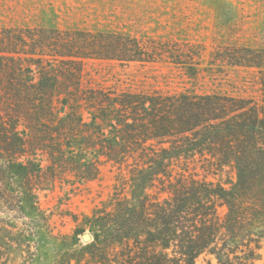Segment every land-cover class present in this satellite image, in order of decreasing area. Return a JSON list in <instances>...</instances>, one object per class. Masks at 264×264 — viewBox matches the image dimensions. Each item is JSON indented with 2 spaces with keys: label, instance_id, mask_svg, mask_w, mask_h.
Instances as JSON below:
<instances>
[{
  "label": "trees",
  "instance_id": "obj_1",
  "mask_svg": "<svg viewBox=\"0 0 264 264\" xmlns=\"http://www.w3.org/2000/svg\"><path fill=\"white\" fill-rule=\"evenodd\" d=\"M194 57L199 54L188 45L169 40L52 28L0 29V159L34 158L40 150L59 170L71 163L70 171L81 180L95 178L97 164L105 161L124 166L134 186L144 181L142 192L134 191L114 211L98 217L107 237L94 240L93 264H195L204 252L218 264H253L260 257L263 105L215 93L84 85L89 59L119 64L163 59L182 66L192 64ZM216 59L264 71V52L254 49L228 48ZM82 151L94 160H85ZM196 155L219 167L232 166L236 182L229 189H215L182 176L170 181L171 168ZM163 178L167 198L144 192ZM218 203L227 207L223 216ZM256 221L262 230L253 238L245 228ZM243 235L247 252L239 255L238 243H230L239 236L244 240Z\"/></svg>",
  "mask_w": 264,
  "mask_h": 264
},
{
  "label": "rangeland",
  "instance_id": "obj_2",
  "mask_svg": "<svg viewBox=\"0 0 264 264\" xmlns=\"http://www.w3.org/2000/svg\"><path fill=\"white\" fill-rule=\"evenodd\" d=\"M3 28L119 33L186 44L199 57L182 66L163 59L127 64L86 60L84 85L215 93L250 98L264 106V71L216 59L228 48L264 52V0H0ZM82 152L85 160H94L89 151ZM36 153L34 158L0 159V264H67L64 261L68 257H72L69 264H93L94 240L107 237L98 217L114 211L117 203L130 199L134 191L142 192L144 181L139 180L135 187L124 166L105 161L97 164L95 178L81 180L70 171L71 163L59 170L45 151ZM35 170L41 181L30 175ZM180 176L186 182L195 179L211 183L215 189H229L236 182L232 166L219 167L198 155L171 168L170 181ZM163 179L144 192L167 198L169 192L162 189L168 181ZM217 211L223 216L226 205L218 203ZM254 224L245 228L253 238L262 230L260 222ZM243 237L230 243H238L239 255L247 252V236ZM259 239L256 253L260 257L253 264L264 262V234ZM208 260L218 264L206 252L195 264H207Z\"/></svg>",
  "mask_w": 264,
  "mask_h": 264
},
{
  "label": "water",
  "instance_id": "obj_3",
  "mask_svg": "<svg viewBox=\"0 0 264 264\" xmlns=\"http://www.w3.org/2000/svg\"><path fill=\"white\" fill-rule=\"evenodd\" d=\"M84 238H85V239H88V235H87V234H85V235H84Z\"/></svg>",
  "mask_w": 264,
  "mask_h": 264
}]
</instances>
